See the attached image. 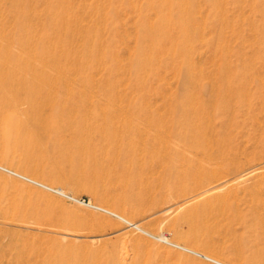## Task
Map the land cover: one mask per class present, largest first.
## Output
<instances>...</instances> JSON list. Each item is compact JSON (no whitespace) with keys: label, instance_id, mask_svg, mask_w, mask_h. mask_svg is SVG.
<instances>
[{"label":"rangeland","instance_id":"obj_1","mask_svg":"<svg viewBox=\"0 0 264 264\" xmlns=\"http://www.w3.org/2000/svg\"><path fill=\"white\" fill-rule=\"evenodd\" d=\"M49 1L0 4L8 53L21 56V65L0 67V164L219 260L264 264V97L258 98L264 94V0L192 6L199 31L191 53L193 106L222 95L226 66L231 101L252 102L223 126L216 119L227 132L224 146L194 137L182 124L189 82L181 59L167 57L169 43L160 56L166 60L156 61L153 73L141 72L138 86L132 64L140 22L145 14L151 23L163 15L148 0ZM162 9L170 15L169 6ZM175 16L168 28L178 32ZM62 21L70 28H58ZM64 39L77 55L91 53L88 69L64 66L55 73L45 64L62 51L43 45L61 49ZM31 61L49 67L53 79L35 80L25 68ZM10 121L17 126L7 134ZM255 166L258 173L241 178ZM0 264L214 263L0 170Z\"/></svg>","mask_w":264,"mask_h":264},{"label":"bare ground","instance_id":"obj_2","mask_svg":"<svg viewBox=\"0 0 264 264\" xmlns=\"http://www.w3.org/2000/svg\"><path fill=\"white\" fill-rule=\"evenodd\" d=\"M12 1L13 0H0V4H4V5H1V6H6V5L9 6V4L12 6V4H13ZM17 1L19 2V0H17ZM213 1H214L213 2L214 3L213 4L214 7H217V6L220 7V5H217L218 4L217 0H213ZM18 2H17V4H18ZM26 2H27V0H26ZM49 2L52 3L53 1L50 0ZM64 3H66V1L65 0H61V4L65 5ZM24 4H26V3H24ZM61 4H60V6H61ZM193 4L196 5L197 4V0H148L147 5L149 6V8L152 11H155V14H156V12L159 11V12H162L163 15L159 16L158 23H156V22L153 23V20H152V23H151L150 22L151 18L147 14H145L144 17L142 18V23L140 22L141 29H140V37H139V46L137 48V54H136V56H135V58L133 60L132 67L134 69V72L136 73L135 76L138 77V83L137 84L140 87L141 85H143V83H142L143 76L142 75L140 76V74H142L141 72H143V71L145 72V70L146 71L149 70L150 73H153V71H154V69H153L154 63L156 61L166 60L163 57H161V59H160V56H161L162 51H163L162 50L163 49V45L166 46V44L169 43L170 47H169L168 51H170V53L168 54L167 57H170L171 59H174V60L176 59V57L181 59L182 65H183V66H181V70H183L182 72H186L185 75H186L187 81L189 82V84L185 87V90L183 92L184 93L185 103L187 104V102H188V107L186 108V105H185V108H184L183 100H182V102L180 101L181 99L179 100V103L181 102L180 103V107H181V109L183 108V110H181V112L185 110V114H186V117H187V120H184V116H182L183 119H180V120H183L182 124H184L186 126L187 130L189 129L188 131L191 130L190 134H192L194 137L203 136V137H205V141L208 142V144L212 143L214 141L217 144H220L222 142L221 146H224V141L226 140V137H227L226 133L227 132H226V129L218 130V126L215 124L216 119L221 117V119H222V121H221L222 125L221 126H223V124L226 123V121L231 120V116L235 117V114L237 112H241L247 106L251 107L252 106V102L251 101L246 102V100L248 101V99L245 98V99H241L240 101H237V102H240V105H239V103H237L238 105H236L235 102L233 103L234 99L232 98L233 96L231 97V95H234V93L233 92H232L233 94L231 93V87L229 86V84H226V82H225V74H226L227 69H228V67L226 66L223 69V72H222L221 77H220L222 82L219 79V82L222 83V87L220 88L222 90V91L220 90L222 95L217 100L214 98L215 95L212 96L210 98V100H205L202 106L201 105L199 107H197V106L194 107L193 106L192 103L197 101V93L196 92H195L196 94L195 93L194 94L190 93V88H191L190 84L195 81V77L193 75V72H191L192 65L194 64L192 59H191L192 58L191 53L195 49L194 42H195L197 34L199 32L197 28L193 27L194 21H195L192 18V13H193L192 6H193ZM11 6H9V7H11ZM51 6L53 7V5H51ZM166 6H169V8H170L169 9L170 10V15H167L166 13L163 12L162 8L166 7ZM199 6H200V4H199ZM199 6H198V8H199ZM14 7H15V5H14ZM17 7L18 6H16V8ZM11 8H13V6ZM175 8L177 10L176 13H175ZM1 9H3V8H1ZM8 10H6V11H8ZM13 10L16 11L15 9H13ZM11 12H13V11H11ZM199 12H200V8H199ZM198 14H199L200 17H202L201 13H198ZM18 15L21 16L20 14H18ZM6 16H8V15L6 14ZM6 16L4 15L3 17L5 18ZM153 16H154V14H153ZM156 16H157V14H156ZM174 16L176 17V24H177V26H179L178 32H175L174 29H171V28L169 29L168 28V27H170V23H171V21H173ZM17 18H18V16H17ZM1 19H0V67L4 68L5 66H3V65L10 64V61L16 63L17 66L21 65V56H15L12 53L11 54L8 53L9 51L7 49V46H6L7 45L6 44L7 43L6 42V38L7 37L5 36L6 32L4 33V30L7 31V29H6L7 21L3 20V19L1 20ZM63 19H66V17L63 18ZM224 19H226V18H224ZM55 21H56V19H55ZM57 25H59V23ZM60 25H61L60 27L57 26L60 29L63 26H65V28L66 27L70 28V23H67V21H62L60 23ZM27 28H28V26H27ZM165 28H168V29L165 30ZM192 30H193V34L191 33ZM63 31H65V30H63ZM66 31H67V29H66ZM64 36L67 37L66 33H65ZM57 41L58 40H56V43H57ZM62 41H63V43H65L67 45H62L61 49H57V47L50 48L48 46L43 45V47H47L49 49V51H54V52L58 51V50L62 51V52L53 53L54 55L51 53V55H53L52 59H50L51 57H49V59H50V60H48L49 63L45 61L46 62L45 64L47 66H50V68L52 70H55V73H56V71L63 70L64 66H67L70 70H78L79 72H83L84 70L88 69L89 61H91V59L88 58V56H90L91 53H87L85 55H83V54L82 55H77L75 53V49H74V52H72L73 50L69 46L70 44L66 43V39H64ZM39 45L37 44V47H39ZM86 48H87V46H86ZM101 49H102V47H101ZM47 54H48V52H47ZM106 55H107V53L103 54V56H106ZM31 59H32V57H31ZM31 62L33 63V61H31ZM33 64H31L32 66L30 65L31 67L25 66V68L33 70V73L35 75V80L39 79L42 82H46L47 79H50V80L53 79V77L50 78V76L47 75V73L49 71L48 70L49 67L48 68H42L44 66L43 65L42 67H38L37 68V65H35V64L33 65ZM113 65H114V63H113ZM49 72L52 74L51 71H49ZM60 73H61V71H60ZM69 73H70V71H69ZM157 73L158 72H156V74ZM145 74H147V73H145ZM54 79H56V78L54 77ZM111 81H112V79H111ZM221 83H219V84H221ZM196 85H197V83H196ZM219 86H217V87H219ZM260 91H263V90L261 89ZM198 96H200V95L198 94ZM239 96H241V95H239ZM263 97H264V94H263V92H261V95L258 98H263ZM231 98H232L233 101H231ZM200 100L201 99H199V103H200ZM203 100L204 99H202L201 101H203ZM179 103H178V105H179ZM181 104H183L182 105L183 107L181 106ZM229 124H231V123H229ZM16 126H17V124H15L13 121L12 122L11 121L7 122V124L5 125V132H7V134H10L12 131H14ZM228 133H229V131H228ZM220 140H221V142H220ZM260 169H261V166L250 167L243 174H241V178H244V179L246 178L247 179V178L255 175L256 173H258ZM50 186H52V185H50ZM52 187H56V186H52ZM56 188L62 189L65 193H68V194L72 195L76 199L80 198L79 196H76V195H73V194L69 193L63 187L58 186ZM83 203L87 204L88 206L95 207V208L107 211V212L117 216L118 218L122 219L126 223L134 224L133 226L137 225L139 229H141L143 232H145V234L149 233L151 236L154 235L153 233L151 234L149 231H147L146 229L142 228L140 226V223L133 222L130 219L124 217L123 215H121V214H119V213H117V212H115L113 210H110V209H108L106 207H103L102 205H99L97 203H93L92 200H89L88 202L86 201V202H83ZM183 246H185V245H183ZM185 247H187L189 250L195 251L198 254L205 255V256H207L209 258L217 259V258H214V257H212V256H210L208 254H205V253H203V252H201L199 250L190 248L188 246H185ZM217 260H219V259H217Z\"/></svg>","mask_w":264,"mask_h":264},{"label":"built area","instance_id":"obj_3","mask_svg":"<svg viewBox=\"0 0 264 264\" xmlns=\"http://www.w3.org/2000/svg\"><path fill=\"white\" fill-rule=\"evenodd\" d=\"M0 170H3V171H5V172H7V173H9V174H11L13 176H16V177H18V178H20L22 180H25V181H27L29 183L35 184V185H37L39 187L45 188V189H47L49 191H52V192H54L56 194H59V195H61L63 197H66V198H68L70 200L81 202V203L86 202V198L80 197L79 199L78 198L76 199L72 195H70L68 193H65L62 189H58L56 187H52L49 184H46V183L41 182L39 180L33 179V178L29 177V176L24 175L23 173H20V172L14 170V169H11V168H9L7 166L2 165V164H0ZM127 224L129 226H133L134 225V224H131V223H127ZM133 227L139 229L137 225H135ZM139 230H141V229H139ZM152 237L155 238L156 240H159V241H161V242H163L165 244H168V245L173 246L175 248H178L180 250H183V251L192 253L194 255L200 256V257H202V258H204V259H206V260H208V261H210V262H212L214 264H230L228 262H225V261H222V260L220 261V260L213 259V258H209V257H207L205 255H201V254L196 253L195 251L189 250L187 247H185V246H183V245H181L179 243L171 241L166 235L165 236L152 235Z\"/></svg>","mask_w":264,"mask_h":264}]
</instances>
